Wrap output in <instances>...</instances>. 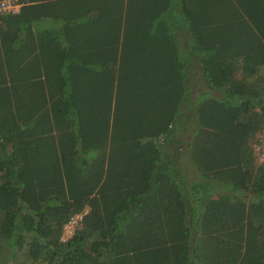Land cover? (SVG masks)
Segmentation results:
<instances>
[{"label": "trees", "instance_id": "16d2710c", "mask_svg": "<svg viewBox=\"0 0 264 264\" xmlns=\"http://www.w3.org/2000/svg\"><path fill=\"white\" fill-rule=\"evenodd\" d=\"M16 4L0 264H264V0Z\"/></svg>", "mask_w": 264, "mask_h": 264}, {"label": "built area", "instance_id": "2783aa9c", "mask_svg": "<svg viewBox=\"0 0 264 264\" xmlns=\"http://www.w3.org/2000/svg\"><path fill=\"white\" fill-rule=\"evenodd\" d=\"M12 0H0V13L16 12L19 5L11 3ZM14 6H16L14 8ZM251 151L258 163H264V126L259 130L256 139L251 144ZM82 213L73 215L70 220L63 226L62 240L70 238L75 230L80 227L82 220Z\"/></svg>", "mask_w": 264, "mask_h": 264}, {"label": "rangeland", "instance_id": "374dc122", "mask_svg": "<svg viewBox=\"0 0 264 264\" xmlns=\"http://www.w3.org/2000/svg\"><path fill=\"white\" fill-rule=\"evenodd\" d=\"M11 3H14V4H15V0H12ZM15 7H16V6H14V8H15Z\"/></svg>", "mask_w": 264, "mask_h": 264}]
</instances>
